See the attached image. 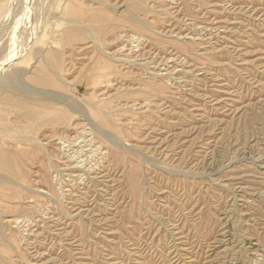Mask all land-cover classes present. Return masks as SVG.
<instances>
[{"label":"rangeland","instance_id":"rangeland-1","mask_svg":"<svg viewBox=\"0 0 264 264\" xmlns=\"http://www.w3.org/2000/svg\"><path fill=\"white\" fill-rule=\"evenodd\" d=\"M0 264H264V0H0Z\"/></svg>","mask_w":264,"mask_h":264},{"label":"bare ground","instance_id":"bare-ground-1","mask_svg":"<svg viewBox=\"0 0 264 264\" xmlns=\"http://www.w3.org/2000/svg\"><path fill=\"white\" fill-rule=\"evenodd\" d=\"M17 76V75H16ZM86 138V137H85ZM250 153V152H249ZM230 218V217H229ZM227 232V231H226ZM219 241V240H218ZM232 242V241H231ZM209 261V260H208Z\"/></svg>","mask_w":264,"mask_h":264}]
</instances>
